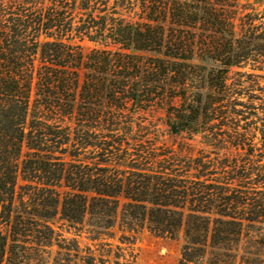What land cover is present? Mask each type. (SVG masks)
<instances>
[{"label": "trees", "instance_id": "16d2710c", "mask_svg": "<svg viewBox=\"0 0 264 264\" xmlns=\"http://www.w3.org/2000/svg\"><path fill=\"white\" fill-rule=\"evenodd\" d=\"M84 39L100 47L84 55ZM246 65L264 71V0H0V264L44 263L55 216L92 240L117 224L181 236L178 264H262L264 130L257 147L255 134L228 128L246 113L229 69ZM141 103H165L174 133L221 127L215 136L263 162L218 157L208 170L101 133L85 142L95 165L54 154L69 128L113 123ZM79 249L73 264H97Z\"/></svg>", "mask_w": 264, "mask_h": 264}, {"label": "rangeland", "instance_id": "374dc122", "mask_svg": "<svg viewBox=\"0 0 264 264\" xmlns=\"http://www.w3.org/2000/svg\"><path fill=\"white\" fill-rule=\"evenodd\" d=\"M78 44L84 55L91 49L100 47L97 43L84 39ZM144 60L151 55L150 53L138 52ZM229 78L235 86L236 90L242 92L240 97H235L238 100L236 105L237 110H244L245 116L238 120H234L228 128H237L240 131H245L246 135L255 134L254 142L257 147L261 146V130L263 127L264 118V71L253 70L250 65L242 67H232L229 69ZM234 99V100H235ZM242 102V103H241ZM146 103L136 105L129 110L115 111V122H108V120L97 126L84 128H69L70 141L65 145L62 135L59 136L60 142L64 149L55 148L54 154L63 160L82 162L84 164L95 165L97 158L92 147L85 144L88 142L90 133L103 134L106 136L107 142L110 144L120 142L124 146L128 142L130 147H136L137 144L143 146H157L164 150L169 148L183 155L184 158L192 157L194 159L200 158L208 170H212L216 166L217 158L229 156V158H238L241 165H249L252 161L261 164L262 154L260 150H255L253 157L248 154V147L245 149H235L232 146V141L225 138L220 139L218 126L198 125L196 131L191 128L171 132L169 129L170 120L175 121L168 115V106L156 103L147 107ZM243 106L246 109H242ZM248 108V109H247ZM31 117V116H30ZM74 127V125H72ZM209 128H214L213 133H210ZM63 128L58 129L59 132H65ZM115 134L110 136L109 134ZM82 136V137H78ZM117 135V136H116ZM86 137V139H85ZM120 146V145H118ZM26 148H23V154ZM253 158V159H252ZM210 163V165H209ZM25 182L18 180V188L24 191L23 184ZM47 222L54 229V239L50 246L44 249L42 253V260L38 264H73L74 253L71 248H75L77 244L81 254L88 252L96 256L97 264H101L97 257L108 258L110 264L118 262V264H178L180 257L183 238L178 236L170 238L161 236L147 227L143 228H129L124 227L123 224L116 225L112 229L105 230L100 238L92 240V234L89 233L88 228L61 220L58 216L47 218ZM63 236L67 238L66 241L61 240ZM102 238V239H101ZM104 240L103 243H111L112 248L101 247L99 241ZM62 247V249L60 248ZM70 248V249H66ZM256 252L263 254V249ZM119 257V258H118Z\"/></svg>", "mask_w": 264, "mask_h": 264}]
</instances>
